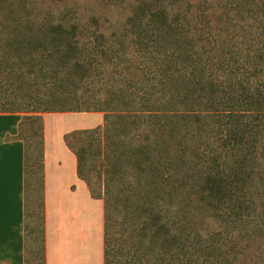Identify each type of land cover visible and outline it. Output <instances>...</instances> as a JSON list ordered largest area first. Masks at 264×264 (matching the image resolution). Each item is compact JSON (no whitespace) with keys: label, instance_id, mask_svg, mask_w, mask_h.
Returning a JSON list of instances; mask_svg holds the SVG:
<instances>
[{"label":"trees","instance_id":"1","mask_svg":"<svg viewBox=\"0 0 264 264\" xmlns=\"http://www.w3.org/2000/svg\"><path fill=\"white\" fill-rule=\"evenodd\" d=\"M97 1L129 11L113 34L148 58L136 80L116 77L130 64L103 44L97 17L83 31L65 0H0V113H23L24 210L33 182L40 264L43 114L63 111L103 113L101 125L63 135L103 203V264H264V0H217L216 12L207 0ZM85 33L99 41L78 44ZM105 64L116 74L107 80ZM91 79L101 80L96 93L56 104L57 91L76 81L87 90ZM20 81L23 110L4 94ZM25 123L37 135L32 157Z\"/></svg>","mask_w":264,"mask_h":264},{"label":"crops","instance_id":"2","mask_svg":"<svg viewBox=\"0 0 264 264\" xmlns=\"http://www.w3.org/2000/svg\"><path fill=\"white\" fill-rule=\"evenodd\" d=\"M78 113L90 116L91 123H68L83 128L102 123L101 112ZM50 114H43L45 264H103L102 200L92 198L87 184L78 177L75 155L64 140L50 136ZM19 120V112L0 113V192L9 193L16 188L18 194L17 220L9 221L5 231L0 228V264H24L19 204L23 196L24 145L18 137ZM6 135L10 138L2 139ZM0 208L12 209L13 203L2 202Z\"/></svg>","mask_w":264,"mask_h":264},{"label":"rangeland","instance_id":"3","mask_svg":"<svg viewBox=\"0 0 264 264\" xmlns=\"http://www.w3.org/2000/svg\"><path fill=\"white\" fill-rule=\"evenodd\" d=\"M197 1V0H196ZM125 2L131 4L132 0H125ZM216 2L217 0H207V3L212 5L214 8H212L211 11L216 12L218 9L216 8ZM65 3L68 8H70V11H68V15H75L78 17L79 28L83 31H85L84 27L82 26L83 23H87L89 20V17H97L98 21L100 22L99 27L97 28L96 32H101L104 35V43L103 44H112L114 47H118V49L121 50L120 57L123 56L127 61L122 62V66H125V64H130L129 68L124 69L122 71V74L117 75L116 77L119 79H122L121 76H125L127 79L136 80L137 76L141 75V71L137 68V65L142 62H147L148 58L139 57V55L133 50L132 43L130 41L129 37L122 36L120 34L114 35V32H119V30L122 28V24L125 21V18L127 15H129V11L126 7H113L112 5H105L97 0H65ZM51 4L50 0H41L42 8L44 6ZM60 4L58 3V6ZM53 9L58 8L53 5ZM94 11V12H93ZM125 11V12H124ZM34 14V13H33ZM54 15H58V11L53 12ZM106 20V21H105ZM78 28V29H79ZM113 34V35H111ZM120 37H119V36ZM77 36V35H76ZM115 36H117L115 38ZM78 37V36H77ZM78 39V38H77ZM87 41V45H93L97 43L99 40L93 39V35L85 33L83 37H79L78 44L85 43ZM120 42L121 45H118ZM124 49H121L123 48ZM111 55H114V53H111ZM117 57L112 58L113 62H117ZM111 64H105V69L103 70V73H101V77L108 79L111 75H116L115 71L111 69ZM100 76V75H99ZM20 88L14 89L13 86H7V84L4 85V94L5 98L8 100V105H12L13 107H17L20 110H23L24 107V99L21 97L22 91L25 89V87L29 86L28 83L25 81H20ZM87 85V90H84L85 84L84 82L79 83L78 81L75 82L74 85H70L71 93H68V90L62 91L61 89L57 91V97H56V104L58 106L63 107H69L75 105V103H79L76 98L82 95L84 98H89L90 95L97 90V87H101L102 83L99 79H91ZM7 86V88H6ZM46 91V88L40 87V93H43ZM17 93L16 97L12 99V95L14 93ZM69 94V95H68ZM97 94H100L97 92ZM70 96V97H69ZM81 99V98H80ZM82 104V103H80ZM83 106V105H81ZM97 112V111H94ZM51 113L50 115H47L48 117V125L53 130L50 134L51 137H59L63 139V135L73 129L77 128H83L79 125H76L74 123H68L70 121L75 122H83L90 124L91 122L89 120L90 116H86L85 114H81L76 112L74 115L71 116L73 111H63V112H46ZM54 113H63L61 115L54 114ZM102 113V112H101ZM23 113L20 112V120L22 118ZM103 115V113H102ZM96 118V116H94ZM19 120V121H20ZM93 123V122H92ZM103 123V120H102ZM101 123V124H102ZM99 124V125H101ZM85 127V126H84ZM22 134L23 136H27V140L31 143H29V154L32 157V154L36 150V144L35 139L37 137L36 131L34 132V127L30 128L27 123H25L22 126ZM19 137V136H18ZM10 136L6 135L3 136L2 139H9ZM77 143V142H76ZM31 161V160H30ZM94 171H92V186L95 189L101 188V181L100 178L97 177ZM99 186V187H98ZM33 186V182L29 184V193L27 195V201H26V216L25 210H24V200L23 196L21 195L19 199V204L21 207V225H22V237H23V256H24V264H40V242L37 235L38 225L36 222V218H38V207H37V201L34 199L33 193L31 191V188ZM17 190L14 188V190L4 192H0V203L2 202H12L13 208L12 209H3L0 208V228H2L4 231L8 225V222H13L17 220ZM36 217V218H35ZM26 225V226H25ZM26 245V247H25ZM26 258V263H25ZM248 264H252L251 262H248Z\"/></svg>","mask_w":264,"mask_h":264}]
</instances>
